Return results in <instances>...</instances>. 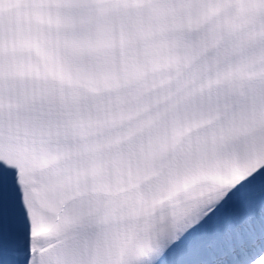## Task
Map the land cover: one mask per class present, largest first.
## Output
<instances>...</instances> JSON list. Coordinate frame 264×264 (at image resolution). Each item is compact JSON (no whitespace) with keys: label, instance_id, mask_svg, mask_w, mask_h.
Instances as JSON below:
<instances>
[{"label":"snow or ice","instance_id":"1","mask_svg":"<svg viewBox=\"0 0 264 264\" xmlns=\"http://www.w3.org/2000/svg\"><path fill=\"white\" fill-rule=\"evenodd\" d=\"M0 264H264V0H0Z\"/></svg>","mask_w":264,"mask_h":264}]
</instances>
